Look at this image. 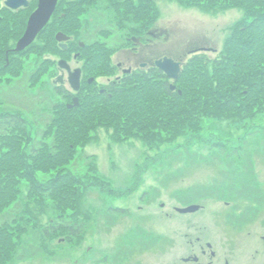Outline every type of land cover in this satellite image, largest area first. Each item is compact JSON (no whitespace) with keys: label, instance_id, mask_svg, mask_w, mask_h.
Listing matches in <instances>:
<instances>
[{"label":"rangeland","instance_id":"obj_1","mask_svg":"<svg viewBox=\"0 0 264 264\" xmlns=\"http://www.w3.org/2000/svg\"><path fill=\"white\" fill-rule=\"evenodd\" d=\"M6 1L0 0V115L22 113L34 144L52 141L46 138L48 123L58 106L73 103L76 92L70 84H56L61 59L83 69L77 95L84 100L108 89L110 82L138 74L137 66L130 74L118 67L129 48L150 44L151 60L187 54L186 70L196 52L219 57L246 15L241 7L210 10L207 2L61 0L58 11L68 12L67 23L51 24L7 62V51L17 46L38 1L19 10L7 8ZM130 5L144 10L152 5L150 18L132 15ZM60 30L72 37L66 52L55 41ZM83 42L90 50L80 48ZM200 46L209 48L199 51ZM91 78L96 80L92 85ZM171 83L182 92L180 83ZM97 101L91 108L101 105ZM115 137L113 128L99 127L65 170L38 174L42 181L66 172L80 178L71 186L79 196L75 210L60 211L48 197L29 199L30 182H23L18 203L0 219V225H12L9 234L18 247L5 264H175L190 253L188 236L210 241L218 252L216 264H264V201H236L222 188L225 180L235 178L264 191V114L233 121L207 118L198 128L188 127L176 138L166 134L159 141ZM190 204L204 207L192 216L176 211ZM246 210V218L241 217ZM67 225L77 232L58 230Z\"/></svg>","mask_w":264,"mask_h":264},{"label":"trees","instance_id":"obj_2","mask_svg":"<svg viewBox=\"0 0 264 264\" xmlns=\"http://www.w3.org/2000/svg\"><path fill=\"white\" fill-rule=\"evenodd\" d=\"M179 1L192 6L207 2L210 10L217 6L241 7L246 15L232 30L219 57L206 58L196 53L187 61L186 70L182 68L180 77L174 81L181 84L183 94H179L178 86L172 90V80L158 67L139 69L136 76L110 82L108 89L95 92L96 97L84 100L79 97L78 106H58L46 129V138L51 137L52 141L36 144L31 143L29 125L22 113L1 114L0 219L12 204L18 203L24 181L30 182L29 199L44 201L48 197L60 211L75 210L79 196L71 186L80 178L66 172L54 180L42 181L38 174L65 170L77 148L85 147L99 127L113 128L117 141L132 136L148 141L156 137L159 141L166 134L176 138L188 127L198 128L207 118L233 121L264 114V0ZM81 2L86 0L77 3ZM149 5L145 10L142 5L138 8L130 5L128 10L144 20L150 18L153 8ZM98 50L101 52V46ZM103 64L100 63L99 70H104ZM95 99L101 105L91 108ZM237 180H225L222 188L227 197L236 201L237 198L264 201V191L256 188L258 184ZM247 212L241 211L239 215L246 218ZM10 226L0 225V264L12 261L18 248L14 236L9 234ZM70 229L77 232L72 225L58 230L70 233Z\"/></svg>","mask_w":264,"mask_h":264},{"label":"water","instance_id":"obj_3","mask_svg":"<svg viewBox=\"0 0 264 264\" xmlns=\"http://www.w3.org/2000/svg\"><path fill=\"white\" fill-rule=\"evenodd\" d=\"M59 0H39V4L37 7V10L29 17L28 24L26 27L25 34L23 37L17 42L16 51H24L29 46L35 42V40L38 38V35L42 33V31L46 28L48 25L50 18L53 16V14L57 11ZM6 6L11 10H17L20 8H25L30 6V0H7ZM70 36L67 35L65 32L60 31L56 35V41L60 43V48L63 50H68V41H70ZM81 46H85V43H81ZM80 54H77L75 58H78ZM58 65L62 69H66L69 72V82L71 87L75 91H80L81 81H82V69L76 68L72 70V67L70 64H68L67 60L61 59L58 62ZM157 66L160 68L161 71H164L167 73L168 77L170 79H173L174 81L177 80L180 77L181 74V63L173 60L168 57H164L163 59L159 60L157 62ZM63 76L58 79L57 82H62ZM94 79H90V82H93ZM176 89V85H172V90L174 91ZM179 94H183L181 91H179ZM80 104V98L74 97V103L69 104L68 107L72 108L74 106H78ZM202 207L196 204H192V206L189 207H180L178 208L179 213H192L197 212Z\"/></svg>","mask_w":264,"mask_h":264},{"label":"flooded vegetation","instance_id":"obj_4","mask_svg":"<svg viewBox=\"0 0 264 264\" xmlns=\"http://www.w3.org/2000/svg\"><path fill=\"white\" fill-rule=\"evenodd\" d=\"M35 1L36 0H30L31 5ZM37 1L39 3V0H37ZM60 1L61 0H59V4L57 6L58 9H59V5H60ZM67 13L68 12L66 10H64V11L63 10L62 11H60V10L58 11L57 10L53 14V16L50 18V21H49L47 27L44 30L47 31L48 30V27L51 24H52V26H54L53 24L58 25L60 23H61V26L65 25L67 23V21H68V19H67ZM29 17H28V19H29ZM27 24H28V22H27ZM26 27H27V25H26ZM60 31H62V30H60ZM60 31H58V33ZM152 34L154 35L155 33L152 32ZM41 35H39V36H41ZM39 36H38V38H39ZM155 36H156V34H155ZM38 38L36 40H38ZM57 44L60 47V43L57 42ZM141 46H142L141 48L135 47L133 50H130L131 48H129L128 49L129 52L125 53L126 55L124 56V60L125 61H121V60L119 61L118 67L123 68V70H124L123 72L124 73H126V74L132 73L133 72V69H134V66H137L138 67V68H136L134 70H137V69H140V70L143 69V70H147V71L148 70H152V68L157 67V65H156L157 62L165 57L164 56L163 58H154V59L151 60V58H153L151 56V51L149 50V48H150L151 45L150 44H147V43L144 44L142 42V45ZM15 48H12L9 51H7V53H6L7 62H9L10 59H12L11 56L14 53H18V52H16ZM208 48L209 47L200 46L197 49L199 51L200 50L205 51V50H208ZM196 53H198V52H196ZM185 55H187V54H185ZM185 55H183L181 57V59L172 58L170 56H167V57L168 58H171L173 60H176V61L180 62L181 64H183L184 63L183 62V60H184L183 58H184ZM126 62H131V64H130L131 67L129 68V70L124 69V65H125ZM71 67H72V70L76 69L72 65H71ZM60 72H61V77L63 76V80H62V82L56 83V84H58V86H62V85H65L67 82L69 83V72L66 69H62V68L60 69ZM82 75H83L82 76V83H83V80H84V71H83V69H82ZM95 82H96L95 79L93 80V82H90V79L88 80V83L90 85L94 84ZM101 91H104V90H101ZM191 205L192 204L188 205L187 207H189ZM177 208L178 207H176V211L178 212ZM198 212H200V211L192 212V213H182V214H184L186 216H192V215L197 214ZM179 214H181V213H179ZM188 238H189L188 239L189 240L188 241V244H189V247H190L189 248L190 253L188 254V256H183V258H181L179 261L175 262V264H216V259L218 257V252H217V250H214V246H213V244L210 241H207V242L204 243L203 240H202L203 238L201 236H198L195 239L194 238H190V236H188Z\"/></svg>","mask_w":264,"mask_h":264}]
</instances>
